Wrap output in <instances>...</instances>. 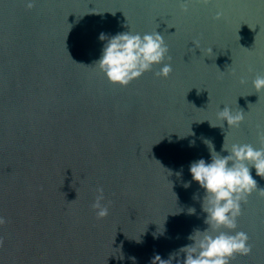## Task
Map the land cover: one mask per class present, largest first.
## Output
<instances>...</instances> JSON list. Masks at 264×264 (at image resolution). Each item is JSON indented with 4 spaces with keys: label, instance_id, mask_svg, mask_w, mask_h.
I'll return each instance as SVG.
<instances>
[{
    "label": "water",
    "instance_id": "1",
    "mask_svg": "<svg viewBox=\"0 0 264 264\" xmlns=\"http://www.w3.org/2000/svg\"><path fill=\"white\" fill-rule=\"evenodd\" d=\"M181 2L0 0V264H152L208 227L189 168L211 162V145L222 156L224 143L260 147L264 0ZM130 30L164 36L168 78L156 65L121 87L95 65L100 34ZM225 105L245 113L238 128L211 125ZM98 187L111 202L103 219ZM241 208L235 231L252 251L231 264H264V197Z\"/></svg>",
    "mask_w": 264,
    "mask_h": 264
},
{
    "label": "clouds",
    "instance_id": "2",
    "mask_svg": "<svg viewBox=\"0 0 264 264\" xmlns=\"http://www.w3.org/2000/svg\"><path fill=\"white\" fill-rule=\"evenodd\" d=\"M200 2L207 5L210 0H200ZM188 4L187 0H182L181 10L187 12ZM25 6L31 9L34 7V0H25ZM222 16L223 13L218 11L215 18L220 19ZM99 39L107 40V43L95 65L112 84L126 87L144 73L152 71L156 65H162L159 71L154 73L158 78H168L173 71L169 48L164 36L156 30L144 34L130 30L117 33L110 38L101 33ZM165 59L167 63L164 62ZM249 71L253 69L249 68ZM240 83H247L246 78L242 76ZM252 85L257 93L264 91V75H256ZM244 119L243 110L234 112L225 105L222 111L217 112L219 123L211 125L223 128L224 121H227L229 128H238ZM257 136L259 148L248 143H233L230 147L224 143L222 152L226 151L228 155L222 156L211 145V148L209 147L211 162L201 158L190 164L192 180L205 191L202 211L207 214L204 223L208 227L203 231L195 229L193 234L187 237L192 243L171 253L168 260H162L156 255L152 264H172L173 259H176V264H231L237 254L251 253L252 247L248 243V235L243 231L235 230L238 226V218L242 214L241 204L247 202L248 196L256 191L264 197V188L257 187V181L251 174V169L254 168L256 175L264 178V129H260ZM190 146H195V141H191ZM190 183H185L184 187H189ZM96 193L91 207L97 219H103L109 215L111 202L103 203L105 196L102 187H98ZM197 198L194 194L193 199ZM189 210L190 213L195 211ZM6 222V218L0 217V226ZM3 246L4 239L0 237V247ZM181 253L184 254L182 260L178 259Z\"/></svg>",
    "mask_w": 264,
    "mask_h": 264
}]
</instances>
